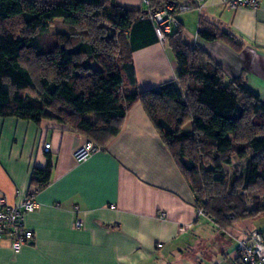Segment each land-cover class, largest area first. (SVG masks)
<instances>
[{
  "label": "trees",
  "instance_id": "16d2710c",
  "mask_svg": "<svg viewBox=\"0 0 264 264\" xmlns=\"http://www.w3.org/2000/svg\"><path fill=\"white\" fill-rule=\"evenodd\" d=\"M167 5L176 24L164 42L178 72L139 90L132 53L160 42L151 16ZM179 10L176 0H147L144 7L116 0H0V117L50 119L104 149L139 102L187 181L196 211L227 228L264 214V103L242 75L227 79L204 50L185 43ZM56 19L76 31L51 42ZM197 35L235 52L244 46L202 18ZM90 114L97 116L95 126ZM235 160L243 161L241 168ZM51 167L48 156L45 167L33 169L30 188L47 186Z\"/></svg>",
  "mask_w": 264,
  "mask_h": 264
},
{
  "label": "crops",
  "instance_id": "0c3cea01",
  "mask_svg": "<svg viewBox=\"0 0 264 264\" xmlns=\"http://www.w3.org/2000/svg\"><path fill=\"white\" fill-rule=\"evenodd\" d=\"M176 1L186 7L175 14L185 43L204 50L227 79L242 75L264 103V0L257 9ZM116 2L145 5L144 0ZM201 18L234 34L242 50L201 39ZM132 58L139 90L177 75L166 42L139 47ZM86 118L95 126V114ZM86 140L50 119L36 124L0 117V195L8 205L23 201L35 167H45L48 156L52 164L49 183L35 195L37 208L23 216L33 240L17 253L8 239L1 240L0 264H236L237 240L252 229L264 232V214L227 228L197 216L187 181L139 102L104 149L77 162L74 152ZM78 220L80 228L75 227Z\"/></svg>",
  "mask_w": 264,
  "mask_h": 264
},
{
  "label": "built area",
  "instance_id": "2783aa9c",
  "mask_svg": "<svg viewBox=\"0 0 264 264\" xmlns=\"http://www.w3.org/2000/svg\"><path fill=\"white\" fill-rule=\"evenodd\" d=\"M198 5H203L206 2L217 1L225 4L230 9L248 7L257 9L259 0H193ZM147 4V0H144ZM180 10L186 7H179ZM172 10V5H167L163 10L151 16L154 22L155 32L160 42L164 41V35L171 31L172 26L176 24V20L169 15ZM45 153L50 151V144L43 145ZM102 149L90 140H86L74 152V158L77 162L85 161L91 155L100 152ZM39 190L31 187L20 203L17 206H11L6 203L5 198L0 195V241L8 239L10 247L14 252H19L24 246L28 245L33 240V233L27 229L23 216L25 213L32 212L37 208L35 195ZM113 209L114 207L111 206ZM77 210V207H75ZM203 215L202 211H197V216ZM160 218H165L166 213H160ZM82 221L78 220L75 227L80 228ZM181 231L185 228L181 227ZM158 244L157 247H161ZM237 261L236 264H264V232L256 229L247 231L237 240L236 244Z\"/></svg>",
  "mask_w": 264,
  "mask_h": 264
},
{
  "label": "rangeland",
  "instance_id": "374dc122",
  "mask_svg": "<svg viewBox=\"0 0 264 264\" xmlns=\"http://www.w3.org/2000/svg\"><path fill=\"white\" fill-rule=\"evenodd\" d=\"M74 31H76V30H74L73 27L64 25V24H62L60 19H56L50 26V34H49L48 40L51 41V42L53 40H55V36L58 33L70 34V33H73ZM189 127L190 126H187L186 129H188ZM234 162L236 163L235 166L238 167V168H241L242 165H243V161L237 162V160H235Z\"/></svg>",
  "mask_w": 264,
  "mask_h": 264
}]
</instances>
